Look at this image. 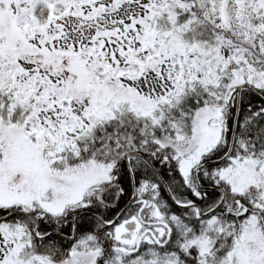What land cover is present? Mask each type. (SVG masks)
<instances>
[{
	"label": "snow or ice",
	"instance_id": "1",
	"mask_svg": "<svg viewBox=\"0 0 264 264\" xmlns=\"http://www.w3.org/2000/svg\"><path fill=\"white\" fill-rule=\"evenodd\" d=\"M0 264H264V0H0Z\"/></svg>",
	"mask_w": 264,
	"mask_h": 264
}]
</instances>
